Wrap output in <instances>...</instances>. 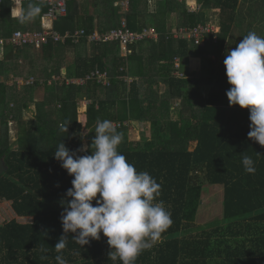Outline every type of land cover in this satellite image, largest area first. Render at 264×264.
Segmentation results:
<instances>
[{"label": "trees", "instance_id": "16d2710c", "mask_svg": "<svg viewBox=\"0 0 264 264\" xmlns=\"http://www.w3.org/2000/svg\"><path fill=\"white\" fill-rule=\"evenodd\" d=\"M121 1H68L64 16L43 25L50 19L45 16L48 3L0 0V159L6 167L0 175V202H9L18 219H29L0 224V264H56L54 246L64 234L61 201L73 177L53 153L60 141L70 150L82 145L90 149L96 122L105 119L124 133L118 151L138 172L147 171L161 184L157 201L164 202L173 221L135 264H264V146L247 136L249 110L229 106L225 93L231 85L223 64L229 48L255 32L243 25L247 0H196L197 12H189L178 0H129L119 12L116 4ZM29 2L42 12L21 24L17 14ZM211 10H218L214 14L219 17L215 39L207 35L200 47L173 36L179 28L205 26L209 20L205 13ZM174 14L177 28L168 22ZM122 18L129 30H153L157 40L145 39L128 50L118 42H88L94 32L120 28ZM81 30L83 35L74 44L71 36ZM18 31L67 36L63 42L47 38L37 58L34 46L9 42ZM64 54L74 56L69 65L63 66ZM175 58H179L178 68ZM190 58L201 60L197 77L188 71ZM62 68L63 80L52 81ZM96 71L107 75L109 86L95 80L67 83ZM9 73L11 79L32 82L17 90L15 84L7 85ZM42 87L45 96L35 102L34 93ZM202 87L207 88L206 96L200 94ZM79 99L87 102L84 123L78 117ZM173 101L179 102L176 121L171 119ZM31 103L34 118L21 120ZM10 119L18 127L15 148L9 142ZM69 121L66 133L62 126ZM129 122L148 124L150 137L142 131L140 142H129ZM87 154L90 151L78 153ZM245 155L255 161V174L245 172ZM205 181L223 189L222 219L196 227ZM74 235L68 234L63 250L68 264H113L102 234L82 249L72 240ZM42 255L47 259L42 260Z\"/></svg>", "mask_w": 264, "mask_h": 264}, {"label": "clouds", "instance_id": "9594fccd", "mask_svg": "<svg viewBox=\"0 0 264 264\" xmlns=\"http://www.w3.org/2000/svg\"><path fill=\"white\" fill-rule=\"evenodd\" d=\"M41 12L39 5L29 2L26 8H20L18 22H30ZM223 64L231 85L225 93L229 106L238 105L249 110L247 136L264 146V37L249 32L228 51ZM70 122L62 126L66 133ZM94 132L90 149L82 145L70 150L60 141L53 153L60 166L73 177L61 201L60 221L64 234L55 243L58 253L55 261L68 264L63 250L67 247L69 233L75 234L72 240L81 249L91 240H100L102 234L107 238L108 259L113 264L117 261L135 264L140 254L151 249L171 227V212L162 200L157 201L161 184L147 171L138 172L118 151L124 133L117 130L114 122L97 120ZM84 151L90 154L78 155ZM242 164L246 173L255 174L252 157L245 155ZM41 251L46 253L47 250ZM41 259L47 256L42 255Z\"/></svg>", "mask_w": 264, "mask_h": 264}, {"label": "rangeland", "instance_id": "374dc122", "mask_svg": "<svg viewBox=\"0 0 264 264\" xmlns=\"http://www.w3.org/2000/svg\"><path fill=\"white\" fill-rule=\"evenodd\" d=\"M92 1V0H89ZM259 1L262 3V6L255 5V2ZM256 1H252V0H247V2L244 4V17H243V25H245L246 29H251L255 31V33L261 37H264V0H256ZM77 2V3H81ZM178 2H182L185 7L187 8V10L189 12H194V11H198L199 7L198 4L196 3V0H178ZM117 5V10L119 12H121L124 7L122 6L121 2L116 4ZM212 12V14H211ZM215 12H218V10H211L208 13H205V16H207L209 18V20L206 22V25L209 27H212L214 31H212V35L215 36L216 32L218 33L219 31V17H217V13L214 14ZM254 19H251V17ZM250 17V18H249ZM48 21H52V19H47L43 22V25H45ZM172 23V26L174 28H177V22H178V15L174 14L172 16V18L169 19L168 22ZM245 23V24H244ZM205 25V26H206ZM244 27V28H245ZM51 28V24L49 26V29ZM149 32H151V34L149 35V37L147 39H151V40H157V34L152 31V30H148ZM29 32H33V31H29ZM174 37H178V35H173ZM240 40V39H239ZM242 39L239 41L241 42ZM7 42V40H6ZM144 47H146V45H144ZM229 47V46H228ZM234 49V48H229ZM32 52H34L35 56L37 58H40L41 55V47L36 48L34 50H32ZM90 53V50H89ZM73 55L72 54H68L63 56L64 58V65H69L70 63L73 62ZM20 62V61H19ZM190 64L192 66V71L197 70L198 72L200 71L199 68L201 69V60H197V59H191ZM21 65V64H20ZM12 75V73H9V77H8V81H7V85L8 86H12L13 84H15L17 86V90L22 89L26 84L31 83L32 80L27 81L26 79H11L12 77H10ZM63 75H64V68L61 69V75L60 76H54L52 77V81H56V82H61L63 80ZM181 76V74H180ZM3 80V77H0V82ZM125 81L130 82L131 80L129 78H126ZM50 83V82H49ZM67 83H72V80H67ZM75 83V82H74ZM78 83H80V81H78ZM44 88H39L37 91H35L34 93V98H35V102H40L43 100L44 98ZM202 96H206L207 95V88L206 87H202L201 88V93ZM179 104L178 101H173V105H172V109H171V119L173 121H176L179 114L176 112L177 111V105ZM86 105L87 102L86 100H78V117L80 119V121H82V123H84L85 121V110H86ZM11 108H13V105H10ZM35 116V104L31 103L29 104V108L26 110L24 109L23 112L21 113V120H29L31 118H34ZM17 124L12 121L11 119L9 120L8 123V131H9V142L12 144V146L15 148V142L17 140L18 137V129H17ZM144 131V133L146 132L145 136L147 138H149V131H148V124L146 123H140V122H129L128 124V140L129 142H140V134L141 132ZM201 179H202V174L200 175ZM223 190L222 187L220 186H212L207 184V182H203V191H202V195H201V201H200V205L197 211V216H196V222H195V226H199V227H205L208 226L210 223H213L215 221H219L222 219V210H223ZM18 219L10 206L9 202L3 201L0 202V224L4 223V222H8L11 219ZM18 221L25 223L28 222L29 219H18ZM209 229V228H208Z\"/></svg>", "mask_w": 264, "mask_h": 264}, {"label": "built area", "instance_id": "2783aa9c", "mask_svg": "<svg viewBox=\"0 0 264 264\" xmlns=\"http://www.w3.org/2000/svg\"><path fill=\"white\" fill-rule=\"evenodd\" d=\"M40 1H47L48 3V17L56 18L58 16H64L66 13V4L70 0H40ZM125 8L128 6V2L122 4ZM212 27H208L200 25L193 29H184L179 28L178 30L174 31L173 35H178V37L187 40L191 43H194L196 46L203 47L205 41L208 40L206 37L207 35L212 36ZM151 32L144 30L142 32H133L128 29L125 18L121 19V26L117 29H112L104 34H98L94 32L91 36L87 37L88 42H118L121 44L124 50H128V47L131 45H135L147 39ZM52 35V39L54 42L57 41H64L66 36L60 37L58 34H49V33H40V32H16L13 34L12 38L9 40L15 46H22V45H32L37 48L41 47L43 44L47 43V37ZM83 35V31L80 33H74L71 36L73 43L77 44L80 36ZM213 39L215 37L213 36ZM2 44V41H0ZM176 67H179V58H175ZM180 75L179 73H177ZM96 81L97 83L102 84L103 86H109V80L106 74L100 72H91L90 75L86 76L85 79H81L80 84H84L87 81ZM75 81H72L74 83Z\"/></svg>", "mask_w": 264, "mask_h": 264}, {"label": "crops", "instance_id": "0c3cea01", "mask_svg": "<svg viewBox=\"0 0 264 264\" xmlns=\"http://www.w3.org/2000/svg\"><path fill=\"white\" fill-rule=\"evenodd\" d=\"M120 3V2H119ZM125 3V0H122L121 1V4H124ZM129 3V2H128ZM125 11V10H124ZM82 31V30H81ZM22 32H29V31H22ZM76 32H80V31H76ZM58 34V33H57ZM79 41V40H78ZM75 44V43H74ZM191 59H197L198 61L200 60L199 58H190L189 59V61H188V71H189V73H192V74H194V76H198L199 75V73H200V71L198 72V69L197 70H194V71H192V66H191V64H190V61H191ZM199 70H200V68H199ZM64 75H65V71H64ZM64 75H63V78H64ZM74 81V80H73ZM75 83H78V81H75ZM129 83V82H128Z\"/></svg>", "mask_w": 264, "mask_h": 264}, {"label": "bare ground", "instance_id": "6f19581e", "mask_svg": "<svg viewBox=\"0 0 264 264\" xmlns=\"http://www.w3.org/2000/svg\"><path fill=\"white\" fill-rule=\"evenodd\" d=\"M36 1H39V2H46L47 3V1H40V0H36ZM70 1H74V2H80V1H83V0H70ZM127 2H129V0H127ZM125 3H126V0H125ZM47 14H48V11H47V13L45 14V16L47 17V18H50V19H52V20H55L56 18H51V17H48L47 16ZM59 17V16H58ZM18 32H21V31H18ZM33 33V32H32ZM40 33H49V32H46V31H43V32H40ZM54 33V32H53ZM53 33H49V34H53ZM75 33H80V32H75ZM56 34V33H55ZM60 36V35H59ZM60 37H62V36H60ZM47 38H51V40L54 42V40L52 39V35H49ZM80 38H81V36H80ZM79 38V39H80ZM57 42H59V41H57ZM35 47V46H34ZM37 48V47H36ZM78 84H80V83H78Z\"/></svg>", "mask_w": 264, "mask_h": 264}, {"label": "water", "instance_id": "95a60500", "mask_svg": "<svg viewBox=\"0 0 264 264\" xmlns=\"http://www.w3.org/2000/svg\"><path fill=\"white\" fill-rule=\"evenodd\" d=\"M6 170L5 164L2 159H0V175Z\"/></svg>", "mask_w": 264, "mask_h": 264}]
</instances>
